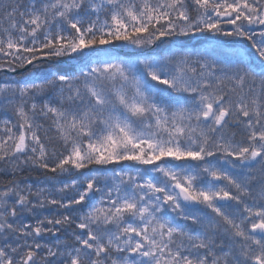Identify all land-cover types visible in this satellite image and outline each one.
<instances>
[{
    "label": "snow or ice",
    "instance_id": "6c2138e0",
    "mask_svg": "<svg viewBox=\"0 0 264 264\" xmlns=\"http://www.w3.org/2000/svg\"><path fill=\"white\" fill-rule=\"evenodd\" d=\"M0 264H264V0H0Z\"/></svg>",
    "mask_w": 264,
    "mask_h": 264
}]
</instances>
